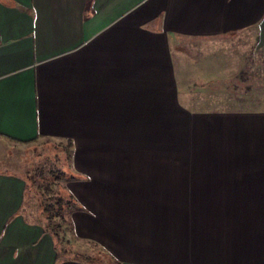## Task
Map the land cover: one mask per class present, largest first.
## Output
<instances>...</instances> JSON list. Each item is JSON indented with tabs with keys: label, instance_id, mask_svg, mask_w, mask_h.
Segmentation results:
<instances>
[{
	"label": "crops",
	"instance_id": "0c3cea01",
	"mask_svg": "<svg viewBox=\"0 0 264 264\" xmlns=\"http://www.w3.org/2000/svg\"><path fill=\"white\" fill-rule=\"evenodd\" d=\"M244 33L264 0H0V139H71L87 177L68 252L0 171V264H264V106L191 48Z\"/></svg>",
	"mask_w": 264,
	"mask_h": 264
},
{
	"label": "rangeland",
	"instance_id": "374dc122",
	"mask_svg": "<svg viewBox=\"0 0 264 264\" xmlns=\"http://www.w3.org/2000/svg\"><path fill=\"white\" fill-rule=\"evenodd\" d=\"M237 38H226L217 44H193L192 55L202 54L205 58L203 66L212 75L223 77L221 86L224 99L227 101L247 100L252 96L251 102L258 107L264 106V47L254 33H244ZM202 51V52H201ZM212 77H205L210 82ZM249 87V94L247 88ZM71 139L40 138L27 144H16L0 139V171H8L27 179V195L32 199L30 205L34 217L38 218L48 229L57 233L61 250L68 252H85L86 248L74 243L76 239V225L74 216L84 208L73 206L64 212V217H57L48 221L43 203L55 202L59 196L69 201L68 194L62 189L66 187L73 192L75 184L83 179L71 180L75 168V145ZM53 173L61 179L55 182ZM53 183V193H45V185ZM87 192V188L85 189ZM74 193V192H73ZM75 194V193H74ZM76 195V194H75ZM94 256L104 264H113L108 261L105 254L97 249Z\"/></svg>",
	"mask_w": 264,
	"mask_h": 264
},
{
	"label": "trees",
	"instance_id": "16d2710c",
	"mask_svg": "<svg viewBox=\"0 0 264 264\" xmlns=\"http://www.w3.org/2000/svg\"><path fill=\"white\" fill-rule=\"evenodd\" d=\"M37 141V140H36ZM71 143L72 140H70ZM53 176L55 178V182L54 184L56 183V181H59L61 179L60 176H56L54 173H53ZM71 180H77V174L73 173L72 176L70 177ZM27 181V179H26ZM52 184L53 183H48L47 185H45V193H53V188H52ZM69 196V201H65L63 197L59 196L58 199L55 201V202H51V203H43L42 206H43V210H44V213L48 219V221L52 222L53 220H55L57 217H64V212L68 209V208H73V206H80V203L77 199V197L75 196V194L68 188L66 187H63L62 188ZM50 230V229H49ZM50 232L54 235L57 236V233L50 230ZM84 258L88 259V260H92L93 258L92 257H86V256H83Z\"/></svg>",
	"mask_w": 264,
	"mask_h": 264
}]
</instances>
